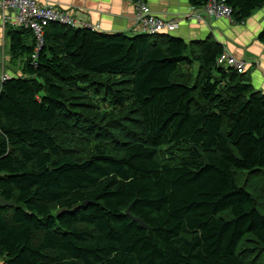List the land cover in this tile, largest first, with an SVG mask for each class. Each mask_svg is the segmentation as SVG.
<instances>
[{"label":"trees","instance_id":"trees-1","mask_svg":"<svg viewBox=\"0 0 264 264\" xmlns=\"http://www.w3.org/2000/svg\"><path fill=\"white\" fill-rule=\"evenodd\" d=\"M223 2L235 24L264 8ZM4 34L17 70L0 81V197L14 204L0 262L264 264V213L239 185L264 172V93L217 63L218 43L56 22L39 45Z\"/></svg>","mask_w":264,"mask_h":264},{"label":"crops","instance_id":"crops-1","mask_svg":"<svg viewBox=\"0 0 264 264\" xmlns=\"http://www.w3.org/2000/svg\"><path fill=\"white\" fill-rule=\"evenodd\" d=\"M150 12L175 24L170 33L184 42L201 41L206 38L218 43L222 52L244 64L243 73L253 91L264 93V47L256 35L264 25V8L257 10L243 21L235 24L226 19H213L204 16L202 9L188 5L187 0H145ZM39 4H54L62 8L75 20L88 24L103 34L123 33L132 36L142 33L133 22V0H36ZM186 14L197 15L200 21L185 18ZM0 12V49L7 55L5 28L12 26L2 22ZM8 25V26H7ZM221 52V53H222ZM7 75L10 73L6 72Z\"/></svg>","mask_w":264,"mask_h":264},{"label":"built area","instance_id":"built-area-1","mask_svg":"<svg viewBox=\"0 0 264 264\" xmlns=\"http://www.w3.org/2000/svg\"><path fill=\"white\" fill-rule=\"evenodd\" d=\"M199 8L202 9L204 16L207 18L232 21L231 9L224 4L223 0H208ZM0 12L3 14L1 17L3 23L9 22L16 28L30 31L37 45L41 42L44 28L51 22L69 27L92 29L90 25L75 20L62 8H58L54 4H39L36 0H0ZM185 18L200 21V17L197 15L186 14ZM133 22L145 34H170L175 29L173 22L164 21L154 16L145 0H133ZM217 63L232 68L238 74L243 73L244 70L242 62L227 56L224 52L217 57ZM6 78V74L0 73V81ZM0 264L5 263L0 262Z\"/></svg>","mask_w":264,"mask_h":264},{"label":"rangeland","instance_id":"rangeland-1","mask_svg":"<svg viewBox=\"0 0 264 264\" xmlns=\"http://www.w3.org/2000/svg\"><path fill=\"white\" fill-rule=\"evenodd\" d=\"M171 35V34H170ZM0 53L2 56V50L0 49ZM10 66V71H16L17 68L15 65H11L6 60V57L2 56V60L0 63V73L6 74L4 70L6 67ZM239 185L244 187V189L251 193L253 198L256 200L259 205L258 209L260 212L264 213V172L258 171L250 174H246V172L242 171L239 173Z\"/></svg>","mask_w":264,"mask_h":264},{"label":"water","instance_id":"water-1","mask_svg":"<svg viewBox=\"0 0 264 264\" xmlns=\"http://www.w3.org/2000/svg\"><path fill=\"white\" fill-rule=\"evenodd\" d=\"M13 206H14V204L12 202L5 201V200H3L0 197V208H4V207H9L10 208V207H13ZM60 211L61 210H58L57 213H59ZM125 214L127 216H129L130 220L133 221V222H135L140 228H143V229H146V230L148 229V227L145 224H143V222L139 218H135L133 216H130L128 214V211L127 210H125Z\"/></svg>","mask_w":264,"mask_h":264}]
</instances>
